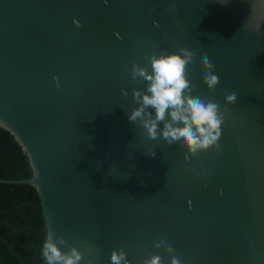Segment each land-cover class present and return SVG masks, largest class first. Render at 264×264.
I'll return each instance as SVG.
<instances>
[{"label":"water","instance_id":"95a60500","mask_svg":"<svg viewBox=\"0 0 264 264\" xmlns=\"http://www.w3.org/2000/svg\"><path fill=\"white\" fill-rule=\"evenodd\" d=\"M219 2L175 0L171 13L172 0H0V126L32 172L0 183L32 186L47 232L94 245L96 264L120 248L142 264L160 237L182 264H264V23L250 29L259 0ZM177 42L196 53L195 94L221 110L237 94L219 153L147 140L128 120L133 88L145 87L130 81L132 63L151 70L145 53Z\"/></svg>","mask_w":264,"mask_h":264},{"label":"clouds","instance_id":"9594fccd","mask_svg":"<svg viewBox=\"0 0 264 264\" xmlns=\"http://www.w3.org/2000/svg\"><path fill=\"white\" fill-rule=\"evenodd\" d=\"M227 2L228 0H221L219 3ZM104 3L107 4L108 0H104ZM259 7L261 11L257 16V22L250 27L257 33L260 32V23H264V0H259ZM255 8L256 5L253 4V9ZM166 11L175 13V0H172ZM174 47L177 51L145 53L151 70L147 64L142 66L139 62L132 63L130 81L143 82L145 87L133 88L132 99L136 106L127 112L128 120L143 129L147 140L162 139L167 145L184 146L192 156L198 155L201 151L215 150L219 153L222 147L219 143L222 125L228 113V106L234 105L237 101V94L235 92L225 94L223 110L221 104L213 98L195 94V86L191 84L188 76L189 65L196 63V53L179 46L178 42ZM201 64L203 82L214 92L220 83L218 74L214 72L215 66L207 55L201 58ZM123 95L127 96V91H123ZM144 154L153 158L157 155L154 147L149 148ZM81 247L87 252L86 260ZM153 247L156 252L145 255L142 264H163L161 253L171 257V264H182L181 258L175 254L173 245L165 237L155 240ZM41 257L44 264H82V261L85 264H96L98 250L94 245L83 242L73 240V243H69L68 238L56 235L49 227L42 243ZM110 261L111 264H131L123 248L113 249Z\"/></svg>","mask_w":264,"mask_h":264},{"label":"trees","instance_id":"16d2710c","mask_svg":"<svg viewBox=\"0 0 264 264\" xmlns=\"http://www.w3.org/2000/svg\"><path fill=\"white\" fill-rule=\"evenodd\" d=\"M28 159L10 132L0 126V180H28ZM47 234L41 200L28 184L0 183V264H44Z\"/></svg>","mask_w":264,"mask_h":264}]
</instances>
